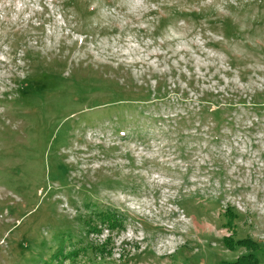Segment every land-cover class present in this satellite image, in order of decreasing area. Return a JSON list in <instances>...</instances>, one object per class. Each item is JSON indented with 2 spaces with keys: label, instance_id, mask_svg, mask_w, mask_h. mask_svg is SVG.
I'll list each match as a JSON object with an SVG mask.
<instances>
[{
  "label": "rangeland",
  "instance_id": "374dc122",
  "mask_svg": "<svg viewBox=\"0 0 264 264\" xmlns=\"http://www.w3.org/2000/svg\"><path fill=\"white\" fill-rule=\"evenodd\" d=\"M251 98L264 0H0V264H264ZM104 209L123 229L89 227Z\"/></svg>",
  "mask_w": 264,
  "mask_h": 264
},
{
  "label": "trees",
  "instance_id": "16d2710c",
  "mask_svg": "<svg viewBox=\"0 0 264 264\" xmlns=\"http://www.w3.org/2000/svg\"><path fill=\"white\" fill-rule=\"evenodd\" d=\"M161 89L158 88V92H160ZM157 97V95H156ZM217 95L216 96H213L211 94H204L198 101V104H199V108H198V111L201 112H208V111H214V113L216 112L218 114V118L219 120L221 119V122H225L224 120H227L228 118H226L225 116V112H229L230 108L236 106L237 104H234V102L232 100H225V103H222L221 101H214V99H216ZM256 98V96H255ZM158 99H161L159 96H158ZM184 98H181L179 99L180 101H177V103H182ZM213 99V100H212ZM251 100H253V106H264V101H257V100H254V98H251ZM247 100H243L242 98H240L239 100V104H246ZM252 105V104H251ZM224 108V109H222ZM261 111V110H260ZM234 210L232 208H230L229 210L226 211V214L223 215L224 217H226L228 219V225L230 226H233V222L235 220V214H234ZM96 220L97 221H94L93 218L91 219V221H89L88 223L89 224V227H92L94 232H98V233H101V229H99L98 227H96V224L98 222H100L102 225H104L105 227H107L108 229H110V231H115V230H121L123 229V226L125 224V221L124 219L122 218V216L117 213L116 210H103L101 212H99L98 214H96ZM71 243V242H70ZM224 245H226V247L230 250H236V246H243L245 248V246H251L253 248V250H256L258 245L254 242H251L250 240H243V241H240L238 240L236 242V245L234 244L235 243V240L232 238H227L224 240ZM108 242H105V244H102L101 246H95L93 244V246H85L83 247V250L86 252V253H89L90 251H97L98 254H101V255H104V253L106 254L107 251H106V248H107V245ZM63 246L62 249L64 250H59V253L53 258V260H57V258H60L62 257V259H72L74 260V254L77 253L79 251V249L77 251H75V248L71 251H65L66 250V247H65V243L62 244ZM75 251V252H74ZM108 255H112L111 253V250L107 253ZM249 257L246 258V259H241L235 263H232V264H242V262L244 263H248V264H258V258L256 256H254V254H250L248 255ZM90 259V258H89ZM97 259V258H95ZM94 259V260H95ZM96 262V261H95ZM47 264H52V260L50 262H47Z\"/></svg>",
  "mask_w": 264,
  "mask_h": 264
}]
</instances>
